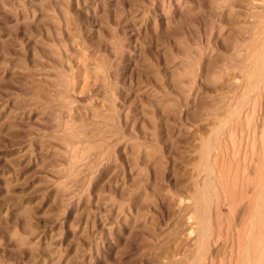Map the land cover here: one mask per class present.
I'll use <instances>...</instances> for the list:
<instances>
[{
	"label": "rangeland",
	"instance_id": "obj_1",
	"mask_svg": "<svg viewBox=\"0 0 264 264\" xmlns=\"http://www.w3.org/2000/svg\"><path fill=\"white\" fill-rule=\"evenodd\" d=\"M191 263L264 264V0H0V264Z\"/></svg>",
	"mask_w": 264,
	"mask_h": 264
},
{
	"label": "bare ground",
	"instance_id": "obj_2",
	"mask_svg": "<svg viewBox=\"0 0 264 264\" xmlns=\"http://www.w3.org/2000/svg\"><path fill=\"white\" fill-rule=\"evenodd\" d=\"M234 193H236V192H234ZM241 193H242V192H241ZM231 194H232V193H231ZM239 195H240V194H239ZM239 195H237V193H236L235 196H239ZM230 197H231V196H230ZM230 197H229V198H230ZM233 197H234V196H233ZM239 197H241V196H239ZM243 197H244V196H243ZM252 198H253V197H252ZM230 199H231V198H230ZM232 199H233V198H232ZM240 199H241V198H240ZM253 199H255V198H253ZM233 200L236 201V200H235V197H234ZM233 200H231V201H233ZM237 200H238V199H237ZM250 200H251V199H250ZM249 202H250V201H249ZM251 202H252V200H251ZM255 211H256V210H255ZM257 213H258V212H257ZM254 214L256 215V213H254ZM255 215H254V216H255ZM251 217H252V216H251ZM194 219H195V218H194ZM198 219H199V216H198ZM199 221H200V220H199ZM204 222H205V221H204ZM204 222H203V223H204ZM195 224H196V222H195ZM190 226H191V225H190ZM204 226H205V224H204ZM206 227H208V226H206ZM190 230H191V229H190ZM206 230H207V229H206ZM206 230H205V232H207ZM199 232H200V231H199ZM210 232H211V231H210ZM227 240H228V239H227ZM239 240H240V239H239ZM202 241L204 242V240H202ZM240 241H241V240H240ZM233 243H234V242H233ZM233 243H232V244H233ZM197 246L199 247V244H198ZM200 246H201V245H200ZM202 246H203V245H202ZM204 246H205V245H204ZM228 248H229V247H228ZM226 249H227V248H226ZM219 250H220V249H219ZM219 250H218V251H219ZM230 250H232V249L230 248ZM197 252H198V251H197ZM219 253H220V252H219ZM231 253H232V252H230V254H231ZM226 254H227V253H226ZM189 263H190V262H189ZM191 264H192V263H191ZM230 264H231V263H230Z\"/></svg>",
	"mask_w": 264,
	"mask_h": 264
}]
</instances>
